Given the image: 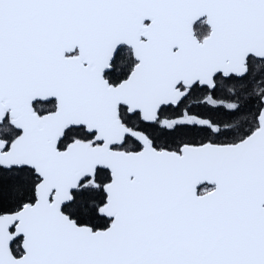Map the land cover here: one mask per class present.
Masks as SVG:
<instances>
[{"label":"snow or ice","instance_id":"snow-or-ice-1","mask_svg":"<svg viewBox=\"0 0 264 264\" xmlns=\"http://www.w3.org/2000/svg\"><path fill=\"white\" fill-rule=\"evenodd\" d=\"M0 264H264V0H0Z\"/></svg>","mask_w":264,"mask_h":264}]
</instances>
